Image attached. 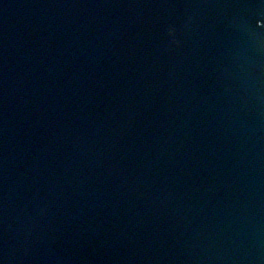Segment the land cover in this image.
I'll use <instances>...</instances> for the list:
<instances>
[{
  "label": "water",
  "instance_id": "95a60500",
  "mask_svg": "<svg viewBox=\"0 0 264 264\" xmlns=\"http://www.w3.org/2000/svg\"><path fill=\"white\" fill-rule=\"evenodd\" d=\"M0 264H264V0H0Z\"/></svg>",
  "mask_w": 264,
  "mask_h": 264
}]
</instances>
